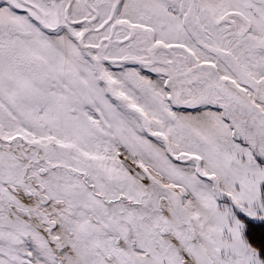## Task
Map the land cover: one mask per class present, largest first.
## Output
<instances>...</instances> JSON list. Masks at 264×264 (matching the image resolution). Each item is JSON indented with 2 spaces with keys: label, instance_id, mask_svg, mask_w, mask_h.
<instances>
[{
  "label": "snow or ice",
  "instance_id": "6c2138e0",
  "mask_svg": "<svg viewBox=\"0 0 264 264\" xmlns=\"http://www.w3.org/2000/svg\"><path fill=\"white\" fill-rule=\"evenodd\" d=\"M0 264H264V0H0Z\"/></svg>",
  "mask_w": 264,
  "mask_h": 264
}]
</instances>
